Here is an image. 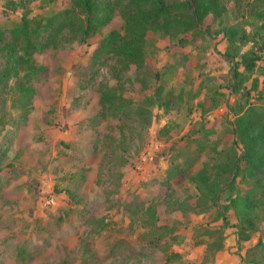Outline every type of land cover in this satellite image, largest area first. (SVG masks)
I'll return each instance as SVG.
<instances>
[{"label":"rangeland","instance_id":"374dc122","mask_svg":"<svg viewBox=\"0 0 264 264\" xmlns=\"http://www.w3.org/2000/svg\"><path fill=\"white\" fill-rule=\"evenodd\" d=\"M220 2L205 35L149 32L142 70L101 52L125 34L119 14L86 43L65 34L35 55L31 103L16 90L0 103V264H264V203L254 228L232 206L253 181L228 173L215 203L192 181L244 154L241 116L264 117V0ZM70 6L0 0V26L9 36L25 15ZM109 89L127 114L103 111Z\"/></svg>","mask_w":264,"mask_h":264},{"label":"trees","instance_id":"16d2710c","mask_svg":"<svg viewBox=\"0 0 264 264\" xmlns=\"http://www.w3.org/2000/svg\"><path fill=\"white\" fill-rule=\"evenodd\" d=\"M234 2L237 8L241 0ZM225 10L220 0L173 3L168 0H71L69 8L44 20L29 19L25 15L9 36L0 26V58L5 60L0 71V103L7 101L11 90L18 92L24 105L31 103L35 92L32 82L41 70L35 63V55L57 47L59 38L65 34L86 43L119 14L125 22V34L113 32L108 35L101 43V52L114 54L126 67L134 65L137 70H142L147 66L149 32L161 33L171 40L179 39L180 43H185L187 39L180 36L190 33L195 36L205 35L203 28L206 18L213 16L216 20ZM206 29L210 31L211 27ZM236 34L235 30H227L229 40L236 38ZM253 64L246 65L248 70H254ZM101 104L106 114L118 116L129 112V106L113 89L103 94ZM235 133L244 147V154L225 164L218 162L220 166L213 174L204 164L203 168L193 173L192 181L198 193L215 203L220 198L219 194L227 188L229 179H225V175L234 172L247 175L253 181L252 192L239 197V201H233L232 206L242 220L241 223L254 228L258 209L264 203L256 194L258 190L264 194V117L248 114L241 116ZM189 169L192 170L190 164ZM245 231L241 230L239 238L243 241L251 240L254 233L244 235ZM262 243L259 242V245Z\"/></svg>","mask_w":264,"mask_h":264},{"label":"crops","instance_id":"0c3cea01","mask_svg":"<svg viewBox=\"0 0 264 264\" xmlns=\"http://www.w3.org/2000/svg\"><path fill=\"white\" fill-rule=\"evenodd\" d=\"M220 255H218V258H219Z\"/></svg>","mask_w":264,"mask_h":264}]
</instances>
